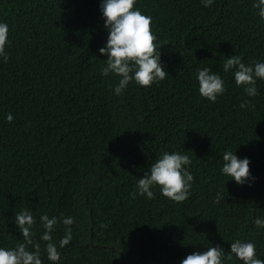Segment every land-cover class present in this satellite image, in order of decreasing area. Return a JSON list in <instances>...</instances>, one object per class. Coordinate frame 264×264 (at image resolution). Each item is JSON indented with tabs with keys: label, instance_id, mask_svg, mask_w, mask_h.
<instances>
[{
	"label": "trees",
	"instance_id": "obj_1",
	"mask_svg": "<svg viewBox=\"0 0 264 264\" xmlns=\"http://www.w3.org/2000/svg\"><path fill=\"white\" fill-rule=\"evenodd\" d=\"M99 2L0 0L9 28L0 62V246L23 241L13 221L26 208L43 264H52L39 239L43 214L74 218L56 264H180L209 242L227 251L234 238L253 241L264 260V229L253 224L264 217V80L247 97L223 71L231 55L264 61L254 0H136L152 18L168 75L148 87L129 82L119 96L118 78L100 75L107 31ZM205 66L225 82L215 102L197 90L196 69ZM173 150L192 161L191 195L177 203L154 187L152 199L131 198L136 180ZM225 150L247 157L254 179L237 185L221 174ZM54 227L58 242L65 226Z\"/></svg>",
	"mask_w": 264,
	"mask_h": 264
},
{
	"label": "clouds",
	"instance_id": "obj_2",
	"mask_svg": "<svg viewBox=\"0 0 264 264\" xmlns=\"http://www.w3.org/2000/svg\"><path fill=\"white\" fill-rule=\"evenodd\" d=\"M204 7H209L214 0H200ZM136 0H100L99 10L103 18V27L107 31L104 45L98 52L106 59L100 69L101 76L115 75L118 79L112 87L114 95H121L129 82H135L142 87L165 79L168 75L160 60L159 46L154 43L155 35L151 30V16L145 15L134 7ZM253 8L259 19L264 20V0H254ZM9 43V28L7 23L0 22V62L6 63ZM231 70L234 83L242 87L247 97L258 94L257 79L264 80V61L245 63L238 55L226 57L223 64L225 73ZM195 78L197 90L201 97L209 102H215L217 97L225 92L224 80L218 72L210 67L196 69ZM245 102L240 107H245ZM7 122L13 120L11 113L6 114ZM220 173L230 177L237 185H243L254 179L249 171L250 160L247 157L238 158L232 150L222 153ZM192 161L186 152L163 151L136 180L135 190L129 196L135 199L142 195L152 199L154 187L159 188L162 196L180 203L190 195L193 175L189 166ZM228 180V179H227ZM226 180V181H227ZM225 181V182H226ZM222 197L217 194L213 203H219ZM43 232L39 239L45 241L44 253L48 261L56 264L60 260L59 248H63L72 240V216H51L43 214L39 217ZM14 224L18 228L23 241L14 247L0 246V264H43L39 243L33 242V225L35 219L30 209H20L15 214ZM62 223L64 234L58 242H53L52 232L57 223ZM253 224L264 229V217L256 216ZM196 245V244H194ZM239 260L241 264H264V260L256 254V245L251 240L234 238L229 242L228 250L221 244L211 242L203 251L194 250L180 260V264H225L226 260Z\"/></svg>",
	"mask_w": 264,
	"mask_h": 264
}]
</instances>
